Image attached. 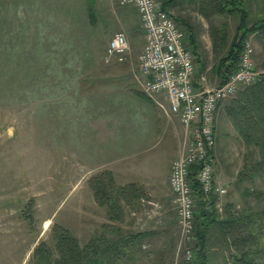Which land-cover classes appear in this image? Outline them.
I'll use <instances>...</instances> for the list:
<instances>
[{"label": "rangeland", "instance_id": "374dc122", "mask_svg": "<svg viewBox=\"0 0 264 264\" xmlns=\"http://www.w3.org/2000/svg\"><path fill=\"white\" fill-rule=\"evenodd\" d=\"M74 3H81L82 7L81 17L76 19L87 24L84 9L96 5L100 15L114 22L110 21L108 28L119 26L115 14H119L122 4L118 0H0V264H34L35 248L42 241L57 257L54 235L62 226L68 228L81 245L102 231L117 237L144 230L149 234L137 244L141 246L132 247L130 256L121 260L123 264H190L183 258V249L179 254L177 252L179 229L172 199L163 207L156 206L147 195L140 202L120 201L121 219H112L99 204L96 207L100 211L96 215L90 214V209L95 207L91 183L94 174L85 169L87 165L83 156L73 149L75 124L69 116L72 108L63 107L72 99V93L65 91L64 80L65 72L73 70L75 75L71 78H75L79 85V79L86 76L90 66L86 55H101L103 45L98 38L99 30L96 27L81 28L85 31L77 40L70 34V41L58 47L59 52L70 50V54L76 57L83 54L80 56L82 60L74 59L73 62L80 65L73 69L65 66L69 60L66 55H39L36 46L31 55L30 45L24 41L25 22L34 15L33 8L28 11L30 6L50 16H54L50 12L53 10L66 18L69 13L66 8ZM184 7L176 6L170 11L179 18L180 24L183 25L180 18H186L196 27L198 44L193 48L199 55L197 65L201 62L197 70L205 75L206 84L216 85L220 79L214 69L226 50H214L210 24L227 22V31L232 37L237 18L217 17L210 21L192 4ZM43 18L47 20L46 16ZM183 26L188 33V27ZM117 31L126 33L124 29ZM250 38L260 74L264 71V49L255 34ZM26 41L28 43V39ZM88 79L90 82L93 78ZM128 92L122 87L117 94L126 98ZM236 96L237 93L224 99L218 107L216 155L219 176L230 183L224 197L225 208L232 203L239 209L246 202L253 204L256 201L253 195L242 196L249 183L235 181L244 155L249 150L255 153L258 148L247 146L227 113L226 106ZM169 132L175 133L178 143L175 129L171 128ZM187 137L184 144L188 143ZM256 186L262 188L263 183L258 180ZM152 206L159 209L158 213L153 211L154 216L149 215ZM47 220L50 224L45 227ZM215 241L210 246L213 260L221 262L228 251L220 241Z\"/></svg>", "mask_w": 264, "mask_h": 264}, {"label": "crops", "instance_id": "0c3cea01", "mask_svg": "<svg viewBox=\"0 0 264 264\" xmlns=\"http://www.w3.org/2000/svg\"><path fill=\"white\" fill-rule=\"evenodd\" d=\"M81 8V3H74L69 9L67 7L68 19L58 13L55 14L53 10L50 12L54 13V16H50L47 12L30 6L28 11L32 9L34 15L25 22L27 25L24 41L30 45L31 53L36 46L39 47V55H66L65 58L69 60L65 66L73 69L80 65L74 63V59L82 60L80 56L83 54L76 57L77 55L70 54V50L66 53L59 52L58 47L70 41V34L77 40L78 35H83L85 31H81V28L96 27L99 30L98 38L103 45L101 55H86L90 63L86 76L93 79L89 82L84 75L81 77L82 80L79 79L78 85V81L71 78L75 72L69 69L70 73L65 72L64 84L67 86L65 91L72 93V99L63 107L72 108L69 116L75 124L73 149L83 156L87 165L85 169L94 174V177L103 174L104 171H110L118 186L134 183L140 188L139 194L132 190L126 198L122 196L121 201L140 202L147 195L150 201L157 204L156 206L163 207L172 199L168 179L171 165L184 146L185 132L183 133L184 128L178 115L166 114L140 86L139 55L146 39L137 8L133 5H122L118 10L119 14H115L119 26L112 29L108 28L110 18L108 17V20L100 15L96 5L84 9L86 15L83 16L87 17V24L82 19L81 21L76 19L77 16L81 17ZM45 16L46 21L43 18ZM121 29L127 33L131 51L122 62L114 58L110 63H106L104 55L110 39ZM85 34L86 32L84 36ZM200 65L201 62L198 68ZM214 71L216 72V68ZM201 74L203 72L197 70L198 85ZM216 75L221 81L217 72ZM205 85L209 86L206 83ZM122 87L130 91L126 98L117 94ZM159 99L164 101L163 95H159ZM171 128L175 129L179 138L178 143L175 133L169 132ZM93 198L95 207L90 209V214L96 215L100 211L96 207L99 203L96 196L92 195ZM103 207L105 213L109 214L108 208ZM155 210L158 213L159 209L152 206L149 215L154 216Z\"/></svg>", "mask_w": 264, "mask_h": 264}, {"label": "trees", "instance_id": "16d2710c", "mask_svg": "<svg viewBox=\"0 0 264 264\" xmlns=\"http://www.w3.org/2000/svg\"><path fill=\"white\" fill-rule=\"evenodd\" d=\"M162 2L166 10L176 6L183 9L185 4H192L193 8L210 21L217 17L237 18L232 37H229L227 22L210 24L214 50H226L215 66L221 80L226 78V71L237 65L243 42L251 34L257 36L264 49V0ZM180 19L183 25L188 27L189 39L194 47L198 44V31L189 20ZM226 110L247 146L254 145L258 148L257 152L249 150L244 155L242 168L236 174L235 181L249 183L252 187L245 185L242 196L253 195L256 201L253 204L246 202L239 209L228 203L222 217L218 216L212 203L208 206L202 203L195 217V257L190 264H264V71L254 82L239 90L232 103L226 106ZM258 180L263 183L262 188L256 186ZM92 186L98 203L108 208L112 219H121L122 196L126 198L132 190L137 194L140 192V188L134 183L118 186L110 171L93 177ZM147 234L149 233L143 230L111 237L102 231L81 245L78 238L62 226L56 229L54 235L57 257L53 256L49 245L42 241L35 248L34 264H123L121 260L130 256L132 247L141 242ZM215 240L220 241L228 251L221 262L213 260L210 246Z\"/></svg>", "mask_w": 264, "mask_h": 264}, {"label": "built area", "instance_id": "2783aa9c", "mask_svg": "<svg viewBox=\"0 0 264 264\" xmlns=\"http://www.w3.org/2000/svg\"><path fill=\"white\" fill-rule=\"evenodd\" d=\"M118 1L137 8L145 31L146 41L138 64L141 88L166 114L178 115L188 136V143L171 165L168 180L177 212V252L183 249V258L191 262L195 257L197 209L202 203L205 206L212 203L219 217L225 211L224 197L230 183L217 170V110L224 99L258 78L254 45L250 37L245 39L239 61L225 72L226 78L209 87L201 74L199 86L196 84L199 55L186 29L163 7L162 0ZM130 49L126 33L116 31L107 46L105 60L116 58L122 62ZM159 95H163L164 101H160Z\"/></svg>", "mask_w": 264, "mask_h": 264}, {"label": "bare ground", "instance_id": "6f19581e", "mask_svg": "<svg viewBox=\"0 0 264 264\" xmlns=\"http://www.w3.org/2000/svg\"><path fill=\"white\" fill-rule=\"evenodd\" d=\"M49 224H50V220H47V221L45 222V227H47Z\"/></svg>", "mask_w": 264, "mask_h": 264}]
</instances>
